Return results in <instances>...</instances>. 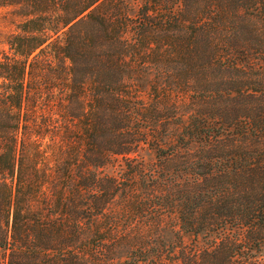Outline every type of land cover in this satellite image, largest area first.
Returning a JSON list of instances; mask_svg holds the SVG:
<instances>
[{
  "label": "trees",
  "instance_id": "1",
  "mask_svg": "<svg viewBox=\"0 0 264 264\" xmlns=\"http://www.w3.org/2000/svg\"><path fill=\"white\" fill-rule=\"evenodd\" d=\"M5 264H264V0H8Z\"/></svg>",
  "mask_w": 264,
  "mask_h": 264
},
{
  "label": "rangeland",
  "instance_id": "2",
  "mask_svg": "<svg viewBox=\"0 0 264 264\" xmlns=\"http://www.w3.org/2000/svg\"><path fill=\"white\" fill-rule=\"evenodd\" d=\"M140 2V0H128L130 15L137 10ZM25 11V8L12 5L8 0H0V59L3 54L8 53L9 37L16 34L20 25L29 19L24 14ZM5 262V252L0 249V264H5Z\"/></svg>",
  "mask_w": 264,
  "mask_h": 264
}]
</instances>
